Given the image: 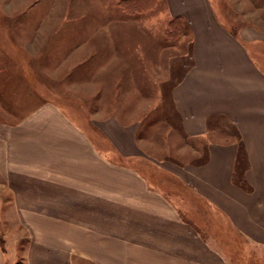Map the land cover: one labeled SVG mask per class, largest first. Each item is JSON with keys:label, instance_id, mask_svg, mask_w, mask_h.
Masks as SVG:
<instances>
[{"label": "crops", "instance_id": "1", "mask_svg": "<svg viewBox=\"0 0 264 264\" xmlns=\"http://www.w3.org/2000/svg\"><path fill=\"white\" fill-rule=\"evenodd\" d=\"M163 2L190 36L173 108L205 156L152 168L194 201L132 166L147 160L137 127L97 122L98 136L52 102L30 106L29 93L22 108L0 101V185L24 238L22 264H253L251 250H264V31L234 34L212 0ZM215 120L233 140H211Z\"/></svg>", "mask_w": 264, "mask_h": 264}, {"label": "rangeland", "instance_id": "2", "mask_svg": "<svg viewBox=\"0 0 264 264\" xmlns=\"http://www.w3.org/2000/svg\"><path fill=\"white\" fill-rule=\"evenodd\" d=\"M121 1L0 0L1 106L23 107L29 93L30 106L52 102L91 134L97 122L135 126L147 160L132 166L153 184L190 200L171 175L153 169L205 156L204 140L183 133L171 96L192 63L188 26L171 37L163 0L139 12L123 10ZM212 1L229 29L249 25L264 31V0ZM211 126L222 129L210 136L214 142L233 140L224 122ZM8 204L1 184V264H22L24 238ZM251 256L253 264H264V250L252 249Z\"/></svg>", "mask_w": 264, "mask_h": 264}, {"label": "trees", "instance_id": "3", "mask_svg": "<svg viewBox=\"0 0 264 264\" xmlns=\"http://www.w3.org/2000/svg\"><path fill=\"white\" fill-rule=\"evenodd\" d=\"M155 1L156 0H122L121 2H119V6L125 11L139 12L146 10V8L153 5ZM185 24L186 21L183 18L176 17L171 19L169 23V31L167 34L171 37L174 35H181L182 29L179 30V28L184 27ZM233 33L235 34V31H233Z\"/></svg>", "mask_w": 264, "mask_h": 264}]
</instances>
